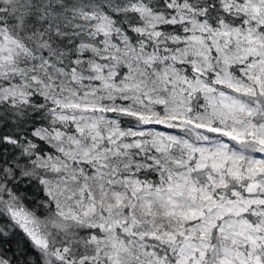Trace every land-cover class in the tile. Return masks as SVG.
<instances>
[{
  "label": "snow or ice",
  "instance_id": "1",
  "mask_svg": "<svg viewBox=\"0 0 264 264\" xmlns=\"http://www.w3.org/2000/svg\"><path fill=\"white\" fill-rule=\"evenodd\" d=\"M0 264H264V0H0Z\"/></svg>",
  "mask_w": 264,
  "mask_h": 264
}]
</instances>
